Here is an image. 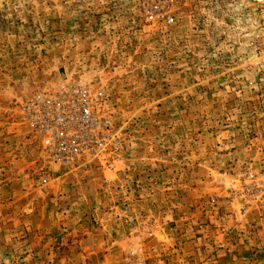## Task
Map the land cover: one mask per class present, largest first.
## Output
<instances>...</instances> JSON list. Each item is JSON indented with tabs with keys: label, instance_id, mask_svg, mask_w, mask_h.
I'll list each match as a JSON object with an SVG mask.
<instances>
[{
	"label": "rangeland",
	"instance_id": "1",
	"mask_svg": "<svg viewBox=\"0 0 264 264\" xmlns=\"http://www.w3.org/2000/svg\"><path fill=\"white\" fill-rule=\"evenodd\" d=\"M77 88L65 165L28 107ZM0 264H264V0H0Z\"/></svg>",
	"mask_w": 264,
	"mask_h": 264
},
{
	"label": "built area",
	"instance_id": "2",
	"mask_svg": "<svg viewBox=\"0 0 264 264\" xmlns=\"http://www.w3.org/2000/svg\"><path fill=\"white\" fill-rule=\"evenodd\" d=\"M34 100L29 121L45 137L44 149L61 164L73 163L82 154H93L107 137L108 122L91 113L86 90Z\"/></svg>",
	"mask_w": 264,
	"mask_h": 264
}]
</instances>
